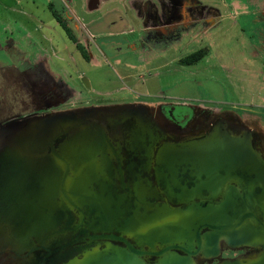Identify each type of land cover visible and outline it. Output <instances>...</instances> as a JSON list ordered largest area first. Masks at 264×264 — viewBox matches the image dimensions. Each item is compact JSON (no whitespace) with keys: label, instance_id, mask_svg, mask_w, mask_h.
<instances>
[{"label":"water","instance_id":"1","mask_svg":"<svg viewBox=\"0 0 264 264\" xmlns=\"http://www.w3.org/2000/svg\"><path fill=\"white\" fill-rule=\"evenodd\" d=\"M151 104L0 124V264H264V150ZM255 250L223 258L225 250Z\"/></svg>","mask_w":264,"mask_h":264},{"label":"flooded vegetation","instance_id":"2","mask_svg":"<svg viewBox=\"0 0 264 264\" xmlns=\"http://www.w3.org/2000/svg\"><path fill=\"white\" fill-rule=\"evenodd\" d=\"M117 1H119V5L112 9L111 14H114L118 20H113L111 25L108 22L107 26H105L103 20L100 22L97 20H80L72 10V6H65L62 12L57 11L59 20L53 17L58 28L63 30L65 38H61L60 35L57 34L55 25H51L53 27V33H47L46 29L42 32L43 36L50 39V41H54L59 36V40L63 43L66 51L69 49L73 50L72 54L69 53L72 66L68 64L66 70H72L76 76H78V74L80 75L78 76L79 81L76 82H73L71 78L69 79L71 82L67 83L56 80L49 73L44 71V68L41 66L38 67L35 72L31 70V66L24 67L28 58L16 40L0 36V58L9 63L11 62L10 65L12 68L17 69L16 72H13L14 70L11 69L12 73H8L10 75H7V70H2L0 68V92L3 91V86H1L3 83L13 81L17 84L18 81H22L21 77L22 79L27 78V74L25 73L36 75L42 79L43 77L50 79L49 81L39 82L40 84L32 81L27 88L32 89L35 99L20 113L2 117L0 112V124L41 115L47 112L76 107L134 103L131 101V99H134V96L136 98L134 100L135 103H142L143 98H141L140 95H133L129 92H126L128 94H125V96L121 98H116L114 97L115 95L109 96L111 93L105 92L104 95L106 96L103 98L93 96V98H90L92 102L85 105H82L83 102L80 101L81 105L77 103L75 106H71L69 102L72 101L73 97L76 95H79L80 98H85V95L77 91L78 89L83 92L87 91L88 88H93L91 82L84 75V63L87 64V67H92L102 66L104 61L109 62V64L119 61L122 63V66H120L121 69H116H119L120 73L125 74L126 77L136 78L137 81H140V78L143 77V71H148L147 75L152 74L155 69L153 61H156L158 54L163 52H168V54L172 50L174 52H182L183 57L179 60L182 66L191 67L196 65L206 58V56L192 65L187 64L186 61H189V58L196 57L198 54L200 55L204 51H207L208 46L206 43L204 44L205 39L222 20L221 11L214 5L216 4L215 0H208V3L204 0ZM247 1H253L256 5L254 6L253 4L255 17L262 20L259 24L263 26L253 27L251 29V31H253L251 33L252 36L250 35L251 38L246 42H240L237 46L241 49L248 61L251 60L258 65L254 73L264 78V0ZM68 2L72 4L73 0H68ZM104 2H107V0H88L87 8L90 12L99 10L103 7L102 5ZM51 5L53 6V4ZM76 19H78V22ZM254 25H258V23H254ZM47 35H51L52 37L48 38ZM128 35H133L135 37L133 40H130L133 41V43H128V45H126L124 42L123 45H125L126 52L123 51L121 47L116 49L114 46L118 45H114L113 43H118L120 37V42H122L124 37ZM105 38H107V40ZM182 43H184L185 46L182 49L177 48ZM109 45H113L111 46L113 50H108ZM60 51L64 57L63 58L60 54L61 61L65 63L68 62L64 54L66 51ZM77 61H80V63L78 64ZM137 65H140L139 67L142 66V68H139ZM146 65H148V69L144 70ZM261 65L263 67H261ZM8 77H10V79H8ZM134 87L137 88L135 91H138V87L136 85H134ZM58 88L60 92L59 95L56 94ZM152 98L149 99V101H153V103H151L152 108L162 114V116L171 123L185 126L193 117L197 119L200 115H204L206 118H204L202 126L205 130H209L214 121L219 119H231L236 124L246 127L247 130L252 133L254 146L264 150V105H257L256 107L249 105L239 107L237 105L236 107L234 106L228 109L215 107L217 111L215 109L214 111H208L207 109L194 106V108H191L194 111L188 107L190 109L189 111V109L187 110L186 108L180 110L179 107L183 105H178V103L173 104V102L170 101V99H172L171 97L158 95L155 97V100H152ZM66 104L68 108L65 107ZM254 251L255 250L251 249L244 251L225 250L223 258H235ZM214 264H216V262Z\"/></svg>","mask_w":264,"mask_h":264},{"label":"rangeland","instance_id":"3","mask_svg":"<svg viewBox=\"0 0 264 264\" xmlns=\"http://www.w3.org/2000/svg\"><path fill=\"white\" fill-rule=\"evenodd\" d=\"M87 1L73 0L70 4L68 0H0V36L16 40L28 58L24 67L31 66V70L35 72L41 66L53 78L64 83L71 82L70 78L73 82L79 81V74L76 76L72 70H66L68 64L72 66L69 53L72 54L73 50L66 51L59 36L54 41H50L43 36L42 32L46 29L47 33H53L51 25H55L57 34L61 38H65L63 30L55 24L52 11L49 9L51 4H53V9L58 12H62L65 6H72L77 18L84 21L97 20L100 22L103 20L104 25L107 26L108 22L111 25L113 20H118L114 14H111V11L119 5V1L107 0L103 3L102 8L91 12L87 8ZM204 1L208 3V0ZM215 1L216 4H213L221 11L222 20L205 39L204 44H207L208 52L206 51V58L202 61L191 67L182 66L179 62L183 57L182 52L173 50L169 54L163 52L158 54L156 61H153L155 69L152 74L147 75L148 71H143L140 81L120 73V70L116 69H121L122 63L119 61L111 64L104 61L102 66L92 67H87V64L84 63V75L91 82L93 88H88L83 92L78 89L77 91L85 95V98L76 95L69 102L70 105L80 104V101L83 102L82 105L91 103L90 98L93 96L103 98L106 96L105 92H110L109 96L115 95L116 98L125 96L128 94L126 92L140 95L143 98L142 103L145 104L153 103V101H149L150 98L153 97L152 100H155L156 96L163 95L171 97L170 101L173 104L183 105L179 107L180 110L185 108L188 110V107L191 109L194 106L214 111L215 107L228 109L237 105L239 107L264 105V78L254 73L258 65L251 60L248 61L237 46L240 42H246L251 38L253 27L263 26L259 24L262 20L255 17L254 3L247 0ZM254 6L256 5L254 4ZM78 19H76L77 22ZM254 23H258V25H254ZM47 37L51 38L52 36L47 35ZM134 37L133 35L125 36L122 42H120V37L118 43H113L118 45L114 47L116 49L121 47L126 52L124 42L126 45L133 43L130 40H133ZM105 39L107 40V38ZM111 46L113 45L108 46V50L111 49ZM184 46L185 44L182 43L177 48L182 49ZM60 50L66 51L64 54L68 62L61 61L63 54ZM10 63L0 58V68L6 69L7 75L12 73L11 69L14 70L13 72L17 71L16 68H12ZM261 67L263 66L261 65ZM147 69L148 65L144 70ZM25 74H27V78L22 79L21 77L22 81H18L17 84L8 81L1 85L3 86V91L0 92L2 117L20 113L28 104H31L35 95L32 93V89L27 87L32 81L40 84L50 80L33 74ZM134 85L138 87V91H135L137 88ZM56 94H60L59 88ZM135 99L134 96L131 101L135 103ZM215 110L217 111V108ZM201 117L202 115L199 116V118Z\"/></svg>","mask_w":264,"mask_h":264},{"label":"trees","instance_id":"4","mask_svg":"<svg viewBox=\"0 0 264 264\" xmlns=\"http://www.w3.org/2000/svg\"><path fill=\"white\" fill-rule=\"evenodd\" d=\"M49 9H51V11H52V13H53V17H55V18H57V20H59L58 18V15H57V11H55L54 9H53V6L52 5H49ZM63 26H64V24H63ZM205 53H206V51H204L202 54H198L196 57H192V58H189L190 60L188 61H186L187 62V64H195L197 61H199L200 59H202V58H204V56H205Z\"/></svg>","mask_w":264,"mask_h":264}]
</instances>
